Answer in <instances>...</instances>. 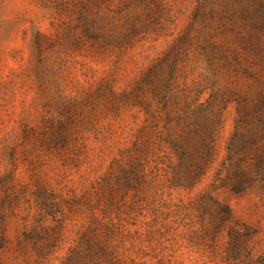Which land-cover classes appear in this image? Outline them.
<instances>
[{
	"label": "rangeland",
	"instance_id": "1",
	"mask_svg": "<svg viewBox=\"0 0 264 264\" xmlns=\"http://www.w3.org/2000/svg\"><path fill=\"white\" fill-rule=\"evenodd\" d=\"M256 8L0 0V264H264V176L227 185L239 110L264 96ZM211 100L213 162L179 187L173 141Z\"/></svg>",
	"mask_w": 264,
	"mask_h": 264
},
{
	"label": "trees",
	"instance_id": "2",
	"mask_svg": "<svg viewBox=\"0 0 264 264\" xmlns=\"http://www.w3.org/2000/svg\"><path fill=\"white\" fill-rule=\"evenodd\" d=\"M249 28L261 29L264 23V9L256 8L242 17ZM214 101L200 105L190 112L189 123L185 126V133L181 141H173V148L177 156V163L173 168V180L179 187H191L201 176L205 175L213 162L221 119L213 118ZM264 96H258L254 101L239 110L238 125L243 127L242 133H235L229 143L228 160L235 159L234 170L230 174L227 185L234 194L244 192L254 181L252 175L264 176V155L252 156L248 151L258 146L264 133ZM189 107L186 108V111ZM186 111L184 114H186ZM182 120L185 116L180 117ZM252 160V171H245L244 163ZM228 214L227 206H222Z\"/></svg>",
	"mask_w": 264,
	"mask_h": 264
}]
</instances>
